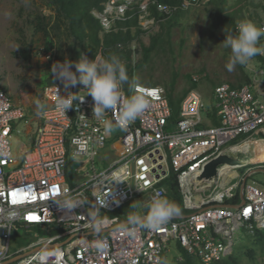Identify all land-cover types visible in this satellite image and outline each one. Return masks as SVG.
<instances>
[{"label": "built area", "instance_id": "built-area-1", "mask_svg": "<svg viewBox=\"0 0 264 264\" xmlns=\"http://www.w3.org/2000/svg\"><path fill=\"white\" fill-rule=\"evenodd\" d=\"M200 2L183 0L172 6L159 0H107L105 10L94 14L106 32L126 30L120 23L135 17L138 25L149 31L158 23L154 11L172 15ZM260 26L264 27V20ZM52 53L46 54L53 64L65 60L57 61ZM258 62L261 69L252 80L216 87L218 125L212 123L210 109L198 90L186 95L179 118L172 120L165 87L138 83L149 104L126 129L116 128L122 133V154L100 171L96 156L107 147L109 134L92 117L94 102L83 85L69 91L86 95L85 100L79 105L74 102L65 112L57 101L68 94L56 80L46 90L43 112L34 118L10 93L0 89V264H158L166 258L173 239L203 264L230 256L237 230L264 228V189L247 182L248 173L242 177L246 179L242 190L244 181L236 167L228 164L219 166L213 181L205 179L213 184L209 188L200 176L212 159L227 151L228 144L244 135L253 136L264 127V63ZM193 79L198 81L200 76ZM122 93L126 98L134 94L124 87ZM112 116L111 110L105 112L106 119ZM34 119L38 126L32 132ZM21 126H25L26 135L33 133L31 148L24 156L15 152L12 143L14 135L22 132ZM71 158L92 161L93 172L84 174V167L77 168L80 175L74 173L78 178L71 176L70 181ZM172 174L178 178L190 212L173 217L158 229L137 227L135 236L128 235L120 227L127 221H121L118 211L129 203L149 200L157 192L168 196L165 182ZM232 175L239 180L234 181ZM84 176L88 178L73 183ZM65 192L79 194L86 202L73 210L61 209L57 200ZM100 199L107 202L105 207L99 206ZM97 208L98 218L106 221L99 233L89 218V212ZM12 213L15 216L9 219ZM30 215L36 219L29 220ZM17 229L25 231L23 236L32 230L42 235L13 250ZM97 239L107 242L103 252L94 247Z\"/></svg>", "mask_w": 264, "mask_h": 264}, {"label": "rangeland", "instance_id": "rangeland-1", "mask_svg": "<svg viewBox=\"0 0 264 264\" xmlns=\"http://www.w3.org/2000/svg\"><path fill=\"white\" fill-rule=\"evenodd\" d=\"M262 4L264 0H227L222 12L216 0L214 2L201 0L200 4L192 8L179 24L171 28L164 47L153 51L151 58L136 70L134 80L150 86L159 84L167 91H171V85H173V94L178 96L190 86V75L191 78L200 76L195 90L202 94L207 107L213 110L217 103L215 89L219 84L228 82L238 85L247 79L250 81L255 71L261 69V64L252 58L246 65H237L233 71L229 72L226 64L229 61L231 50L224 48L223 40L226 38V33H235L228 18H234L237 23L242 22L243 17L253 22L256 19L260 22L264 20ZM39 10L50 13L44 0H0V84L11 94L16 103L25 106L33 118L38 116L33 101L39 100L42 104H46L45 93L50 86L42 85L43 77L54 65L47 58L46 53L49 52L44 51L43 35L34 34L27 24L29 15ZM158 30H160V25L157 24L152 32ZM24 33L31 41H34L33 58L30 61L15 53L20 47L19 38H22ZM143 38L144 42L149 44L150 35L145 34ZM68 43L62 40V48L57 47L53 52L57 61L62 60L59 56L69 57ZM134 58L136 61L141 60L142 52L136 51ZM31 127L33 130L36 129L37 120L34 119L31 122ZM21 130V133L14 135L12 143L15 152L24 156L31 148L33 134L26 135L25 126H21ZM116 131L118 130L114 129L109 134L107 147L101 149L96 156L95 164L98 171L106 168L114 157L122 154V133L118 131L119 134L116 135ZM259 136H264V127ZM232 144L233 142L226 147ZM260 144L264 145V140ZM72 165V168L68 169V175L73 176L74 179L78 178L76 174L80 175L76 171L77 168L84 167L82 171L84 174L88 171L93 172V163L86 158L72 161ZM255 165H262L264 168V162L260 161L254 165L248 164L245 168H241L240 172H247L250 167L259 169ZM87 178L84 176L73 183L78 184ZM238 180L239 178L234 179V181ZM248 181L264 189V169L253 172ZM24 232L23 229L16 230L13 250L27 246L42 235L32 230L31 234L23 236ZM236 233L233 244L236 256H242L247 260L245 252L253 248L257 250L258 259L264 264V228L261 231H250L248 228L241 227ZM181 247L176 239L170 241L169 251L166 253L169 264H176L183 259ZM199 262L203 264L200 260Z\"/></svg>", "mask_w": 264, "mask_h": 264}, {"label": "trees", "instance_id": "trees-1", "mask_svg": "<svg viewBox=\"0 0 264 264\" xmlns=\"http://www.w3.org/2000/svg\"><path fill=\"white\" fill-rule=\"evenodd\" d=\"M167 5L176 6L182 3L183 0H159ZM215 0H211L214 2ZM219 4L220 11L223 12L224 5L227 0H216ZM45 5L50 10V13L43 12V10L33 11L27 20L29 28L34 34H42L44 38V51L54 52L57 47L62 48V40L68 41L69 57L59 56V59H70L73 62L85 54L88 59H94L96 56L101 58H107L109 56H117L123 64L126 65L130 80H134L135 72L141 68L152 56V53L157 48H163L167 42V34L171 31V28L179 24L182 18L188 15L192 6L187 10H179L172 15H166L158 11H154L155 16L160 25V30L152 32V30H144L138 25V17L133 20L120 23L121 26L127 27L126 30L117 31H104L100 19L94 14L95 11L103 12L106 8L107 0H44ZM200 4V3H199ZM264 9V4H262ZM232 23L235 31L238 23L235 19L228 18ZM246 20L244 17L242 21ZM262 21V20H261ZM260 26V21L257 19L254 21ZM152 32V33H151ZM151 33V34H150ZM150 35V42L146 44L144 42V35ZM20 47L15 53L30 61L33 58V40L31 41L26 33L22 38H19ZM134 49V45H136ZM261 45H264V37L261 38ZM136 51H140L143 54L141 60L136 61L134 54ZM257 61L264 63V56L257 55L255 57ZM190 86L186 88L180 95H174V86L171 85V91H167V95L170 104L173 109L172 120H177L180 115L182 102L186 95L193 89H196L198 81H194L189 76ZM249 79L245 80L248 81ZM242 82L238 85H242ZM55 83V79L51 74V70L43 77V86H51ZM123 87L129 92L128 84ZM4 87L0 84V89ZM6 91V90H5ZM209 116L212 118V123L215 125L220 124L219 118L216 116L215 111L209 112ZM72 161H69L68 168H72ZM168 186L169 194L167 198L177 204L181 208V213L177 216L186 215L190 211L185 208L184 197L180 187V183L175 174H172L165 182ZM129 203L118 211V215L121 221H127L128 216L137 211L131 207ZM261 231V230H258ZM181 246V245H180ZM183 250V259L179 264H201L196 256L191 255L188 251L181 247ZM247 260L242 256H236L233 252L230 256L223 258L220 261L213 264H263L258 259V252L256 249L250 248L245 252ZM201 261V260H200Z\"/></svg>", "mask_w": 264, "mask_h": 264}, {"label": "clouds", "instance_id": "clouds-1", "mask_svg": "<svg viewBox=\"0 0 264 264\" xmlns=\"http://www.w3.org/2000/svg\"><path fill=\"white\" fill-rule=\"evenodd\" d=\"M262 37H264V27L251 20L238 23L234 34L226 33L223 46L231 50L226 64L227 70L231 72L237 65H246L257 55L264 56V45L260 44ZM51 74L55 80L62 83L68 94L66 98L57 101V106L67 112L74 107V102L79 105L85 100L86 95H91L94 102L92 117L102 124L106 135L116 128L126 129L149 104L147 94L136 80H130L126 65L115 55L107 58L96 56L91 60L81 55L75 62L65 59L52 66ZM78 84L83 85V89L87 90L86 95L78 96L74 94L75 92L69 91ZM125 84H128L129 90L134 93L127 98L122 93V87ZM33 102L37 114H41L45 105L39 100ZM109 110L113 113L112 119L105 118V112ZM85 202L86 200H82L79 194L71 195L67 192L57 200L60 208L67 210H73ZM98 203L100 207H105L107 204L103 199H100ZM131 207L137 211L128 216L126 225L120 226L130 236H135L137 227L158 229L181 213V208L162 192L155 193L149 200L132 204ZM14 216L15 213H12L8 218L13 219ZM98 217L99 208L89 212V218L93 222L96 233L101 232L106 223L103 218ZM107 246V242L103 239H97L94 242V247L99 252H103ZM158 264H168L167 258H162Z\"/></svg>", "mask_w": 264, "mask_h": 264}, {"label": "crops", "instance_id": "crops-1", "mask_svg": "<svg viewBox=\"0 0 264 264\" xmlns=\"http://www.w3.org/2000/svg\"><path fill=\"white\" fill-rule=\"evenodd\" d=\"M211 111H215V114H216V116H217V109H216V107L213 109V110H210V112ZM211 117V116H210ZM218 117V116H217ZM38 121V120H37ZM211 121H212V118H211ZM220 121V120H219ZM37 126H38V122H37ZM31 127V126H30ZM37 128V127H36ZM30 129V128H29ZM31 130H32V132H34L36 129H34L33 130V128L31 127ZM262 131H263V128L260 130V131H258L256 134H254L253 136H250V135H244V136H242V137H240V138H238L237 140H234L233 141V144L231 145V146H229V148L227 149V151L229 150V149H232L233 147H237V146H240V145H245L246 144V146L247 147H250L251 145L250 144H248V142H253L252 143V147H255L256 149H255V151L254 152H252L250 155H248V157L249 156H252V157H254V161H256V162H254V161H252V160H249V161H246V162H243V164H239V165H237V166H232V167H236V169H237V171L236 172H238L239 174H240V179H242V177H244L245 175H248V173H249V176L253 173V172H255V168H252V167H250V169L249 170H247V172H240V169L241 168H245L248 164H256V163H259L260 161L261 162H264V145L263 144H260L261 143V141L262 140H264V136L263 137H260L259 136V134H262ZM31 134H33V133H31ZM31 134H29V135H31ZM116 135H118L119 133H118V131H116V133H115ZM259 136V137H258ZM249 138V139H248ZM260 140V141H259ZM258 141V142H257ZM122 143V142H121ZM123 150V149H122ZM241 154H242V152H240ZM114 158H116V157H114ZM113 158V159H114ZM247 158V157H246ZM71 161H74L72 158L70 159ZM252 166V165H251ZM255 166H258V165H255ZM259 167V169H257V170H262V169H264L263 168V166L261 165H259L258 166ZM249 176H248V178H249ZM235 176H233L232 175V178H234ZM235 179V178H234ZM69 180L71 181L72 180V177H70L69 176ZM243 181H245L246 182V179H242V182ZM247 182H249L248 181V179H247ZM243 198H242V195H241V200H242ZM238 200H240V199H236L235 201L237 202ZM186 208V207H185Z\"/></svg>", "mask_w": 264, "mask_h": 264}, {"label": "water", "instance_id": "water-1", "mask_svg": "<svg viewBox=\"0 0 264 264\" xmlns=\"http://www.w3.org/2000/svg\"><path fill=\"white\" fill-rule=\"evenodd\" d=\"M228 164L230 166H237L239 164H243L242 161L235 160L228 154H220L218 157L212 159L205 167L204 172L201 174L200 178H204L210 181H213L216 176L219 174V166ZM263 170V169H262ZM257 171V170H255ZM245 181L242 185V190L244 188ZM243 198V196H242ZM197 199H200L198 196ZM244 199V198H243Z\"/></svg>", "mask_w": 264, "mask_h": 264}, {"label": "bare ground", "instance_id": "bare-ground-1", "mask_svg": "<svg viewBox=\"0 0 264 264\" xmlns=\"http://www.w3.org/2000/svg\"><path fill=\"white\" fill-rule=\"evenodd\" d=\"M252 143L253 142H248V144H250L251 146L250 147H247L246 145H240V146H237V147H233L232 149H229L228 151L225 152V154H228L230 155L232 158H234L235 160H238V161H242V162H246V161H249V160H252L254 161V157L252 156H249L252 152L255 151V147H252ZM240 152H242V155L241 156ZM247 157V158H246ZM256 162V161H254ZM201 183L205 186V187H211L213 184H210L209 183H212V182H207L206 183V180L205 179H202L201 180ZM222 184V182H221ZM225 185V180H224V183L222 184V186Z\"/></svg>", "mask_w": 264, "mask_h": 264}, {"label": "snow or ice", "instance_id": "snow-or-ice-1", "mask_svg": "<svg viewBox=\"0 0 264 264\" xmlns=\"http://www.w3.org/2000/svg\"><path fill=\"white\" fill-rule=\"evenodd\" d=\"M28 219L29 220H34V219H36V217L30 215V216H28Z\"/></svg>", "mask_w": 264, "mask_h": 264}]
</instances>
